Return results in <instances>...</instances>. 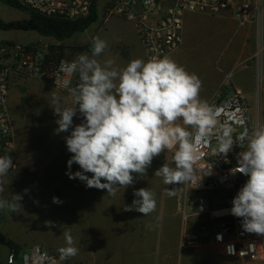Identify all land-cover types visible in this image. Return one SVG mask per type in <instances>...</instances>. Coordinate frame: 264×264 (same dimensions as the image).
Returning <instances> with one entry per match:
<instances>
[{
	"label": "clouds",
	"instance_id": "9594fccd",
	"mask_svg": "<svg viewBox=\"0 0 264 264\" xmlns=\"http://www.w3.org/2000/svg\"><path fill=\"white\" fill-rule=\"evenodd\" d=\"M106 47V41L96 37L91 57L80 53L70 62L62 61L57 70L56 83L68 90L73 104L61 107L60 99L54 97L56 131L72 129L65 137L72 153L67 164L69 169L75 163L82 170L69 172V178H79L88 188L106 189L107 194L115 195L120 187L126 189L134 183V173L145 175L154 157L167 150L173 152L175 167L166 162L155 176H162L165 185L182 184L192 177L197 145L209 143L215 136L219 152L226 155L235 143L247 141L232 173L248 179L233 197L230 212L241 218L244 231L264 235V125L251 133L245 128L235 138L231 124H221L217 131V112L200 99L202 81L196 74L168 56L133 59L123 68L113 66L111 60L102 65L95 57ZM77 74L79 84L70 87ZM77 111L84 119L73 127ZM13 167L12 156H0V177ZM168 193L174 195L175 189H168ZM133 195L137 199L125 207L126 211L147 216L156 210L155 194L148 188L136 189ZM20 199L18 194L13 201L0 198V210L15 212L21 208ZM53 202L59 198L54 197ZM64 237L66 246L58 250L61 260L79 252L72 235L66 231Z\"/></svg>",
	"mask_w": 264,
	"mask_h": 264
},
{
	"label": "rangeland",
	"instance_id": "374dc122",
	"mask_svg": "<svg viewBox=\"0 0 264 264\" xmlns=\"http://www.w3.org/2000/svg\"><path fill=\"white\" fill-rule=\"evenodd\" d=\"M112 2L113 0H97V19L93 24L85 32L75 34L61 44L72 48L84 47L82 53L91 56V35L106 16ZM262 2L264 20V0ZM27 18L26 11L0 2V20L3 23ZM107 26L106 34L111 37L115 31L112 21ZM15 43L47 48L49 45L60 44L34 31L0 29L1 45ZM205 45L210 46L209 43ZM69 54L66 57L69 60H74L78 55L69 57ZM214 67L217 69V66ZM224 82L222 91L230 87L229 81ZM254 96V93L249 94L246 99L251 125L255 114ZM261 112L264 118V106L261 107ZM83 119H78L76 125L82 123ZM71 130L70 128L68 136ZM71 156L72 153L67 150L66 159L62 157L60 167L54 157L50 158V165L48 158L43 157L44 161L38 160L37 166H17L15 173L0 177V188H3L0 198L13 201L15 194L22 197L18 201L21 208L15 212L0 210V264H21V258L19 261L14 259L13 250L23 254L33 246H39L53 255L58 259V264H229L225 257L208 247L197 251L181 249L184 217L196 220L186 206L185 182L165 185L162 176H155L156 170L166 162L169 167H175L173 152L165 150L154 157L145 175L134 173V183L126 189L120 187L115 195L107 194L106 189L88 188L79 178L70 179L69 172L82 171L75 163L69 169L67 161ZM86 175L90 177L92 174ZM140 188H148L155 194L156 210L147 216L135 210H125L126 206L132 205V201L137 199L133 195L134 190ZM168 189H175V194L169 195ZM222 194L223 192H217L215 195L221 200ZM54 197L59 198V202H53ZM66 231L72 235L79 252L74 257L61 260L58 250L66 246Z\"/></svg>",
	"mask_w": 264,
	"mask_h": 264
},
{
	"label": "built area",
	"instance_id": "2783aa9c",
	"mask_svg": "<svg viewBox=\"0 0 264 264\" xmlns=\"http://www.w3.org/2000/svg\"><path fill=\"white\" fill-rule=\"evenodd\" d=\"M17 5L45 16H58L77 20L89 15L93 0H12ZM130 22L144 51L145 60L162 58L180 48L183 42V15L199 12L217 15L227 12L239 24H255V48L252 62L255 67V114L253 125L244 95L235 89H219L210 102L217 112L219 125L228 123L234 128V138L245 128L252 130L264 123L261 107L264 106V20L262 0H113L107 9ZM62 61L51 62L47 46L0 44V156L9 154L16 169L13 133L6 110L10 78L13 73L37 78L54 89L68 92L57 84V70ZM230 80V74L226 81ZM70 87L77 86L76 75ZM198 155L193 174L184 183L186 206L196 220L184 217L181 249L197 251L212 249L234 264L264 262V235L248 233L241 227V218L230 212L233 197L248 177L235 172L239 152L247 149V141L239 142L232 150L222 154L215 136L209 143L196 146ZM5 177V176H4ZM217 192H223L221 200ZM21 264H58V259L39 246H33L20 256ZM12 256L10 257V262Z\"/></svg>",
	"mask_w": 264,
	"mask_h": 264
},
{
	"label": "crops",
	"instance_id": "0c3cea01",
	"mask_svg": "<svg viewBox=\"0 0 264 264\" xmlns=\"http://www.w3.org/2000/svg\"><path fill=\"white\" fill-rule=\"evenodd\" d=\"M101 20L95 30L92 29L91 55L94 38L99 37L107 43L105 50L95 57L102 65L111 60L113 66L123 68L133 59L145 60L144 51L130 22L108 12ZM111 21L115 31L109 37L106 31ZM255 31L254 22L239 25L227 12L217 15L186 12L183 15L182 45L167 56L202 81V101L210 104L213 95L224 88V81L229 74L230 87L225 91L239 90L247 99L249 94H255V67L251 60L255 48ZM211 65L217 66V69H212ZM54 97L60 99L61 107H71L73 104L69 92L58 91L37 78L18 73L11 75L6 110L11 122L16 158L13 173L17 166H37L38 160L44 161L43 157L48 158L49 165L50 158L54 157L58 166L62 164V157L66 159L65 137L69 130L60 133L56 131L58 116L52 109L56 107ZM78 119H82L79 111L73 117V125L78 123ZM227 260L229 264H234Z\"/></svg>",
	"mask_w": 264,
	"mask_h": 264
},
{
	"label": "trees",
	"instance_id": "16d2710c",
	"mask_svg": "<svg viewBox=\"0 0 264 264\" xmlns=\"http://www.w3.org/2000/svg\"><path fill=\"white\" fill-rule=\"evenodd\" d=\"M0 2L11 8L23 10L28 13V18L26 20L10 23H3L0 20L1 30L34 31L42 37L51 38L60 43L58 45L48 46L49 58L54 64L60 59L66 58L67 53H70L69 57H72L74 54H80L84 51V47L72 48L61 43L75 34L85 32L89 25H91L96 19L95 10L97 0L92 1L89 15L77 20H68L58 16L41 15L17 5L12 0H0ZM76 81V85H78V74L76 75ZM20 255L21 254H18L16 249L13 250V257L16 261L20 260Z\"/></svg>",
	"mask_w": 264,
	"mask_h": 264
}]
</instances>
